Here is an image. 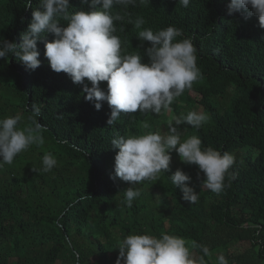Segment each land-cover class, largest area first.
Instances as JSON below:
<instances>
[{"label": "trees", "instance_id": "obj_1", "mask_svg": "<svg viewBox=\"0 0 264 264\" xmlns=\"http://www.w3.org/2000/svg\"><path fill=\"white\" fill-rule=\"evenodd\" d=\"M230 2L190 0L186 8L177 0L113 5V14L123 16L114 22L122 55L144 57L140 44H148L137 38L143 28L155 32L174 26L182 33L178 40H192L202 78L174 100L170 112L122 113L109 126L107 102L97 111L94 102L84 99L82 86L51 70L43 42L37 44L40 67L34 71L15 56L0 60V118L19 115L23 128L31 123V106L37 105V120L46 129L43 146L32 145L11 165L0 167V264H115L117 244L127 235L162 233L206 246L205 264H217L221 254L228 264H262L264 29L250 9L228 15ZM69 3V13L89 10L82 0ZM38 6L39 0H32L31 8L25 0H0V42L19 45ZM138 17L145 20L139 30L134 27ZM42 35L46 42L54 39ZM100 86L107 90L106 82ZM190 111L208 119L199 128L180 125L181 139L195 135L202 148L235 157L224 190L216 194L202 188L203 174L172 151L169 170L136 184L140 196L128 207L123 191L131 185L112 178L118 149L111 141L149 130L165 134L170 122ZM143 121L150 129L142 128ZM46 153L58 163L45 173ZM178 169L191 177L187 186L199 194L195 204L185 201L169 178ZM193 249L196 258L204 255L199 247Z\"/></svg>", "mask_w": 264, "mask_h": 264}, {"label": "clouds", "instance_id": "obj_2", "mask_svg": "<svg viewBox=\"0 0 264 264\" xmlns=\"http://www.w3.org/2000/svg\"><path fill=\"white\" fill-rule=\"evenodd\" d=\"M141 4L145 0H139ZM188 7L190 0H177ZM26 8L32 7V0H25ZM88 5L87 11L69 13V0H39V6L32 12L28 30L21 35V43L4 40L0 42V60L15 56L27 70L40 67L38 42L45 45L44 55L51 70L67 74L72 82L82 86L86 95L84 99L94 102L99 111L102 102H107L111 109L109 126L113 125L122 113H154L172 111L171 105L186 90L202 78L197 66L196 48L191 39L178 40L181 30L168 26L153 31L143 28L145 20L138 17L134 21L138 39L143 48L144 57L140 54L122 55V42L115 35L116 21L123 20L118 12L111 11L114 4L135 6L137 0H82ZM100 6V7H97ZM99 8L100 10H96ZM242 9L249 15L257 17L259 27L264 29V0H231L227 14L233 15ZM61 20L66 24H61ZM52 34V42H46L42 34ZM146 58V60H145ZM106 82L107 90L101 88ZM89 84L91 87H89ZM40 108L31 106L28 117L30 125L21 128V117L7 116L0 118V167L11 165L15 158L30 146H43L45 143L44 126L38 122ZM206 114L190 111L170 122L168 131H146L144 134L120 136L111 141L112 148L118 149L114 157L113 179L130 184L123 191L124 203L131 207L140 196L134 186L145 180H155L169 170L172 151H175L186 165H195L204 176L202 188L219 194L224 190L225 177L235 163V157L228 153L206 147L202 141L192 135L181 139L179 126L187 124L199 128L207 121ZM143 129H150V124L143 121ZM52 153L42 156V171L49 172L57 165ZM170 180L176 189L183 193V199L195 204L199 194L187 183L191 177L182 170L171 175ZM234 179V176H232ZM199 247L203 256L196 258L190 251ZM119 255L115 264H205L204 256L209 249L189 242L184 238L162 233L159 237L152 234H131L117 244ZM217 264H228L223 254L218 256Z\"/></svg>", "mask_w": 264, "mask_h": 264}, {"label": "rangeland", "instance_id": "obj_3", "mask_svg": "<svg viewBox=\"0 0 264 264\" xmlns=\"http://www.w3.org/2000/svg\"><path fill=\"white\" fill-rule=\"evenodd\" d=\"M189 242H192V241H189ZM189 247H190V251L192 252L193 256L196 257L195 253H194V249L191 247V244H189ZM234 249V247H233ZM233 249L231 250V252H233ZM246 249L245 246L243 245L242 246V250ZM262 264H264V261L262 262Z\"/></svg>", "mask_w": 264, "mask_h": 264}]
</instances>
